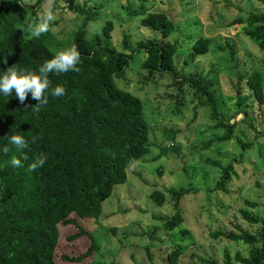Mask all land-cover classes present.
<instances>
[{
  "label": "rangeland",
  "instance_id": "374dc122",
  "mask_svg": "<svg viewBox=\"0 0 264 264\" xmlns=\"http://www.w3.org/2000/svg\"><path fill=\"white\" fill-rule=\"evenodd\" d=\"M34 1L26 0L25 4ZM67 2L57 0L56 19L47 32V42L56 51L70 46L71 36L86 16L70 9ZM73 2L88 11L96 10L84 26L88 38L97 35L102 43L116 48L121 46L124 32L130 47L138 39L146 38L173 43L172 60L177 77L196 71L204 75V80L212 79L209 88L217 114L233 122L230 137L217 140L216 136L225 128L212 126L214 118L210 117L209 104L199 103L205 95L194 94L186 81L173 82L170 73L155 71L149 75L140 66L145 51H134L123 75L114 79L119 87L141 100V111L148 123L149 151L127 164L126 180L112 186L110 194L101 201L97 218L70 214L96 242L82 262L167 264L165 254L173 244L181 246L178 257L181 262L227 264L226 254L231 259L237 253L246 255L249 244L225 234L230 230L238 232L237 227L255 231L258 223L245 220L241 207L264 216V99L251 101L244 81L236 83L237 74L245 70L258 69L264 76V47H259L246 33L247 28L256 25L248 23L249 14L264 13V0ZM41 4L43 0L32 9L36 17ZM149 10H162L171 18L173 29L166 37L160 36L156 29L139 25V18ZM35 18L29 10L18 25L27 29ZM107 19L111 20L112 28L109 37L104 38L100 28ZM199 35L209 37L208 49L189 60L191 40ZM209 139L211 142L205 146ZM227 163L232 164L234 173L224 189L216 188L221 166ZM180 188L188 191L181 193L176 202L169 189ZM152 189L164 193L161 204L148 196ZM245 199L255 204H247ZM176 209L181 219L173 228H167L163 221ZM58 230L54 250L58 264L64 263L62 253L80 252L90 243L85 233L68 237L77 230L73 224L59 223ZM214 231L218 233L212 235ZM232 263L241 264L235 260Z\"/></svg>",
  "mask_w": 264,
  "mask_h": 264
},
{
  "label": "trees",
  "instance_id": "16d2710c",
  "mask_svg": "<svg viewBox=\"0 0 264 264\" xmlns=\"http://www.w3.org/2000/svg\"><path fill=\"white\" fill-rule=\"evenodd\" d=\"M39 1L24 6L19 0H0V76L13 65L25 72H38L39 67L58 52L47 42L48 33L31 37L30 32H22L25 27L18 25L29 10L36 17L32 9ZM67 6L86 15L70 42V46L75 45L81 54V62L77 65L80 71L50 73L51 85L45 93L48 103L40 106L39 111L33 107L38 101L31 93L21 104L14 91L9 97L0 92V137H4L0 139V264H58L54 250L59 239V223L76 226L77 230L68 235L69 238L81 233L90 238V243L82 251L62 253V264H89L82 261L96 247V242L70 214L97 218L101 201L110 194L112 186L126 180L127 164L149 151L148 123L141 111V100L119 87L114 79L123 75L134 51H145L140 66L149 75L155 71L170 73L173 82L186 81L194 94L205 95L199 103L209 104L210 117L214 118L212 126L223 125L225 128L216 136L217 140L229 138L233 126L232 121L217 114L209 88L212 79L204 80V75L200 76L196 71L180 73L177 77L172 60L173 43L146 38L138 39L130 47L128 35L124 32L121 46L116 48L102 43L97 35L86 37L84 26L96 10L88 11L73 0H68ZM138 23L158 30L162 37L173 29L171 18L162 10L147 11ZM248 23L256 25L246 29L247 35L263 48L264 13H250ZM111 28V20H105L100 28L104 38L109 37ZM209 41L207 36L193 37L187 59L193 60L205 53ZM263 77L258 69L245 70L237 74L236 83L244 81L251 101L262 102ZM58 85L65 88V95L51 96L52 88ZM11 134H20L28 141L29 146L23 153L7 144L6 137ZM34 137L37 138L35 143L32 142ZM210 142L211 139L204 145ZM241 145L248 146L249 143ZM5 146L10 149L8 153L2 151ZM42 154L47 156L44 166L29 171V164ZM12 156L21 159L23 166L12 167ZM212 162L216 163L215 160ZM232 173L231 163L221 166L215 187L224 189ZM169 191L176 196L177 202L179 195L188 189ZM148 196L157 204L164 199V193L158 189L149 191ZM244 202L255 204L246 199ZM239 210L245 220L258 225L253 232L240 227H237L238 232H226L227 238L249 244L246 255L237 253L231 259L226 254L227 264H233V260L241 264H264V216L253 214L246 207ZM180 219V211L176 209L163 224L173 228ZM217 233L214 231L212 235ZM180 250L179 244H173L166 251V263L195 264L179 261Z\"/></svg>",
  "mask_w": 264,
  "mask_h": 264
},
{
  "label": "clouds",
  "instance_id": "9594fccd",
  "mask_svg": "<svg viewBox=\"0 0 264 264\" xmlns=\"http://www.w3.org/2000/svg\"><path fill=\"white\" fill-rule=\"evenodd\" d=\"M20 3L25 6L26 0H20ZM57 4V0H43L41 4V11L37 17L28 23L27 29H21L23 31L30 32L31 37H40L41 34L47 33L51 30V24L55 21L54 8ZM80 52L75 45L59 50L52 58L47 60L42 66L39 67L38 72H25L19 69L17 65H13L4 71V74L0 76V92L5 96H11L13 91L19 102L23 104L31 93L34 100L38 101L33 107L39 111L40 106L48 103V95L45 93L49 91L51 81L49 79L50 73H67L69 71L79 72L80 68L77 66L80 61ZM5 63L7 60L5 59ZM51 96L61 97L65 95V88L63 86H55L51 90ZM4 139V137H0ZM8 143L15 147L16 151L23 153L28 148V141L24 136L20 134H11L6 137ZM37 138H33L32 142L35 143ZM4 153H8L10 149L5 146L2 148ZM25 158H27L25 156ZM47 160L46 155H41L33 160L29 164V171H36L38 168H42ZM10 164L14 168L22 167L21 159L16 156H12Z\"/></svg>",
  "mask_w": 264,
  "mask_h": 264
}]
</instances>
